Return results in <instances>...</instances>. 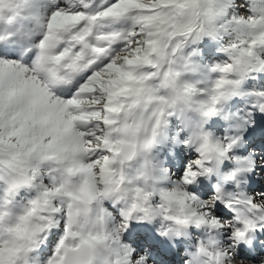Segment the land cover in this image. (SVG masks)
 <instances>
[{"label": "snow or ice", "instance_id": "obj_1", "mask_svg": "<svg viewBox=\"0 0 264 264\" xmlns=\"http://www.w3.org/2000/svg\"><path fill=\"white\" fill-rule=\"evenodd\" d=\"M262 80L264 0H0V264H264Z\"/></svg>", "mask_w": 264, "mask_h": 264}, {"label": "rangeland", "instance_id": "obj_2", "mask_svg": "<svg viewBox=\"0 0 264 264\" xmlns=\"http://www.w3.org/2000/svg\"><path fill=\"white\" fill-rule=\"evenodd\" d=\"M3 47H5V48H18L19 45L13 41V42L5 43L3 45ZM261 83H264V80H262ZM243 107H244V105L240 101H236L231 105V108L233 111H235L237 109H242ZM224 127H225V125L221 121H216L214 124V128L218 133L221 132ZM249 139L252 142V147L259 148L262 146V142H264V118L257 117V124H256L254 130L251 132ZM162 159H164L166 161L167 166L171 169L172 172L178 173V172L182 171L179 160L174 159L167 154L162 156ZM250 187H251L252 191H264V176L253 177ZM194 191H196L197 194L204 195V196H207V193H208V189L206 187V184H205V186L197 185L196 188L194 189ZM223 210L225 211V209L219 208L218 215L227 217L228 212L224 213ZM139 226L140 225L133 224L132 227L130 228L129 233H130L131 238H130L129 242L133 243L134 246L139 248L141 251H144L145 250V242L150 241L151 244L149 247V251L152 253L153 264H184V260L186 258L185 257L186 249L184 247V244H177L175 246V249L177 251L176 255L172 256V254L170 253V256L172 258L164 259L163 254H161V252L159 251V248L161 249V247H164L165 245H161L159 248L157 247L159 245L157 243H155V241L153 239V235H152L153 233H156L155 230L153 229V227L151 225H147V227L140 229L139 230L140 232L137 233V231H135V230L139 229ZM133 228H134V230H132ZM159 238L161 239L162 237L159 236ZM197 238H198L197 234L193 233V236H192V239L190 240V242L187 241L186 243L194 244L196 242ZM179 257H180V260H179Z\"/></svg>", "mask_w": 264, "mask_h": 264}, {"label": "bare ground", "instance_id": "obj_3", "mask_svg": "<svg viewBox=\"0 0 264 264\" xmlns=\"http://www.w3.org/2000/svg\"><path fill=\"white\" fill-rule=\"evenodd\" d=\"M220 208L224 209L223 206H221ZM224 213L227 212V210L225 209V211L223 210ZM147 227V225H140L139 226V229H136L135 231H137V233H139L140 229H143ZM138 228V227H137ZM134 230V228L132 229ZM153 239L155 241V243H157L159 246H157L158 248L161 246V245H165L164 247H161V249L159 248V251L161 252V254H163V258L166 259V258H172L170 256V253L172 254V256H175L177 251L175 249V246L177 245H174L172 242L168 241L166 238H159V235L157 233H153ZM165 241V242H164ZM190 242V241H189ZM175 259V258H174ZM179 260H180V257H179Z\"/></svg>", "mask_w": 264, "mask_h": 264}]
</instances>
